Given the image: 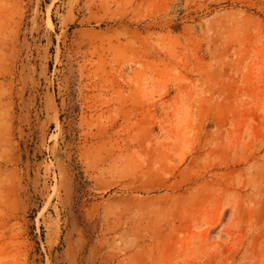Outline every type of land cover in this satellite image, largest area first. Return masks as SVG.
<instances>
[{"label":"rangeland","instance_id":"1","mask_svg":"<svg viewBox=\"0 0 264 264\" xmlns=\"http://www.w3.org/2000/svg\"><path fill=\"white\" fill-rule=\"evenodd\" d=\"M0 264H264V0H0Z\"/></svg>","mask_w":264,"mask_h":264}]
</instances>
